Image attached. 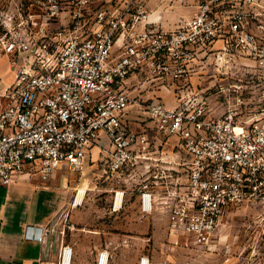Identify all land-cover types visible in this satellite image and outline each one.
<instances>
[{
  "label": "built area",
  "instance_id": "obj_1",
  "mask_svg": "<svg viewBox=\"0 0 264 264\" xmlns=\"http://www.w3.org/2000/svg\"><path fill=\"white\" fill-rule=\"evenodd\" d=\"M174 2L0 0V59L13 74L0 89V183L17 182L29 168L44 180L60 166L80 171L104 135L113 143L107 171H140L141 216L167 213L169 233L197 246L211 241L230 207L264 206V84L248 112L255 84L240 81L264 78V0H195L194 14L169 27L164 15ZM134 74L180 83L211 75L198 92H214L224 112L203 100L156 102L151 116L167 138L146 151L147 136L124 120ZM74 257L64 244L59 264ZM111 257L101 247L95 264Z\"/></svg>",
  "mask_w": 264,
  "mask_h": 264
},
{
  "label": "rangeland",
  "instance_id": "obj_2",
  "mask_svg": "<svg viewBox=\"0 0 264 264\" xmlns=\"http://www.w3.org/2000/svg\"><path fill=\"white\" fill-rule=\"evenodd\" d=\"M170 10L164 15V21L170 22L169 27H176L194 14L195 0H175ZM237 69L245 71L243 64ZM211 71L212 68L208 73ZM2 72L13 75L7 57L0 59V76ZM138 76L128 86L132 103L124 120L128 131L147 136L146 151H154L159 139L167 138L155 129L151 116L154 103L177 105L190 99L203 100L215 105L211 107L214 114L224 112L214 92H198L212 85L215 79L211 75L192 76L182 83ZM240 79L255 84L252 92L246 93L254 109L248 112H254L258 105L257 89L263 86L264 78L240 76ZM169 145L171 150H176L175 141ZM112 149L113 143L105 136L101 143L92 146L80 171L58 168L61 199H56L55 217L61 222V231L67 240L78 235L85 246H107L112 254L110 264H137L142 255H148L151 264H264L263 205L246 202L230 207L211 241L206 246H197L188 236L169 233L167 213L158 209L141 216L137 192V184L142 179L140 171L133 167L119 176L109 173L107 165ZM80 189L85 192L77 202ZM116 192L120 193L119 201L115 198ZM68 212L70 215L63 217Z\"/></svg>",
  "mask_w": 264,
  "mask_h": 264
},
{
  "label": "crops",
  "instance_id": "obj_3",
  "mask_svg": "<svg viewBox=\"0 0 264 264\" xmlns=\"http://www.w3.org/2000/svg\"><path fill=\"white\" fill-rule=\"evenodd\" d=\"M138 75L128 78L127 88L139 78ZM12 80L13 75L6 76L2 72L0 89ZM104 138L103 135L100 143ZM57 172L44 180L36 170L29 168L17 182L8 186L0 183V264H59L63 246L67 243L74 247L73 264H95L100 247L85 246L78 235L67 240L61 231V222L55 217L57 202L61 199ZM69 215L70 212L63 217ZM46 229L50 230L45 234ZM42 231L41 239L30 237L32 233L40 235Z\"/></svg>",
  "mask_w": 264,
  "mask_h": 264
},
{
  "label": "bare ground",
  "instance_id": "obj_4",
  "mask_svg": "<svg viewBox=\"0 0 264 264\" xmlns=\"http://www.w3.org/2000/svg\"><path fill=\"white\" fill-rule=\"evenodd\" d=\"M85 189H80L77 202H80L84 196Z\"/></svg>",
  "mask_w": 264,
  "mask_h": 264
}]
</instances>
